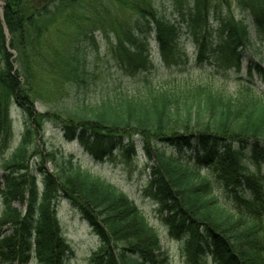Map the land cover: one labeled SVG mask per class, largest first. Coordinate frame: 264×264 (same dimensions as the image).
<instances>
[{"label": "trees", "instance_id": "1", "mask_svg": "<svg viewBox=\"0 0 264 264\" xmlns=\"http://www.w3.org/2000/svg\"><path fill=\"white\" fill-rule=\"evenodd\" d=\"M170 2L173 20L158 13L154 0L0 4L2 139L9 137L11 106L25 121L18 147L1 165L2 261L67 264L73 251L57 216L58 204L65 201L99 239L91 264H168L158 233L127 195L75 167L73 156L58 160L54 153L45 154L52 172L29 163L32 140L46 121L95 162L117 154L130 160L138 151L151 159L148 191L161 208L169 235L182 242L188 263L209 258L214 264H264V97L252 83L238 81V99L207 81H185L166 92L146 88L145 99L79 103L54 115L38 114L34 108L32 64L44 33L63 24L72 29V44L68 58L60 60L76 85L87 76L86 49H98L96 33L106 38L113 34L111 50L128 74L153 67L151 41L168 67L186 66L178 50L185 38L195 47L197 67L226 62L233 73L264 79L260 62L249 58L243 64L254 44L252 35L264 39V0ZM234 8L245 17L237 18ZM185 154L194 160L192 167L181 160Z\"/></svg>", "mask_w": 264, "mask_h": 264}, {"label": "rangeland", "instance_id": "2", "mask_svg": "<svg viewBox=\"0 0 264 264\" xmlns=\"http://www.w3.org/2000/svg\"><path fill=\"white\" fill-rule=\"evenodd\" d=\"M154 4L161 16L174 19L170 0H154ZM234 14L237 18L245 17L244 15L242 17L241 12L236 8H234ZM71 32L72 29L65 24L58 25L46 31L41 39L39 54L36 53L35 62L31 67L35 96L34 108L38 114L54 115L59 111L62 112L65 107H72L79 103L93 106L102 101L121 98L145 99L146 88H151L155 92H166L174 86L182 85L185 81H207L214 89L233 99H238L242 91L238 81H249L253 89L264 97V79L261 80L247 72L233 73L227 68L226 62H221L218 66H210L206 63L204 66L197 67L194 61L195 47L185 38L178 44V50L182 58L187 59L186 66L168 67L161 60L155 43L151 41L148 58L153 67L128 74L118 67L114 52L111 50L110 42L114 39L112 33H108L110 34L108 38L104 34L96 33L95 41L98 49H94L92 45H89L91 50L86 49L87 55L89 54L85 62L87 76L84 77L83 84L76 85L74 79L67 75L69 69L66 62L60 60V56H67V46L72 44L68 42ZM251 41L254 43L249 48L251 53L248 54L249 51L245 53L243 64L246 65L250 58L255 63L260 62L264 70V39L252 35ZM9 119V137L3 140L0 135V177L4 174L1 165L18 147L25 126L23 114L16 106H11ZM30 152L32 155L28 160L29 163H37L48 172H52L54 166L47 162V153H54L58 160L73 156L75 167L89 172L93 178L113 185L146 214L150 225L160 237L163 250L167 254L168 264H190L185 259L182 242L171 238L162 220L164 215L161 213V208L153 201L148 191L150 173L148 167L151 165L149 161L153 163L151 159L145 160L143 154L138 151L136 157L130 160H124L117 154L106 161L95 162L81 145L77 142H67L61 129L54 123L46 121L42 123L40 131L32 140ZM181 160L190 167L193 166L194 160L188 155L185 154ZM248 167L256 172L253 164L249 163ZM207 172L211 177L214 176L213 170ZM220 199L227 202L226 196H220ZM57 216L63 236L73 251L67 264H91V257L99 246V239L83 224L81 214L71 208L67 202L60 201L57 206ZM2 260L0 256V264H16ZM201 264L214 263L206 258Z\"/></svg>", "mask_w": 264, "mask_h": 264}]
</instances>
